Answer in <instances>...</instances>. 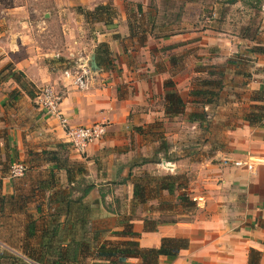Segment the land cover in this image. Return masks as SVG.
<instances>
[{"label": "crops", "instance_id": "1", "mask_svg": "<svg viewBox=\"0 0 264 264\" xmlns=\"http://www.w3.org/2000/svg\"><path fill=\"white\" fill-rule=\"evenodd\" d=\"M209 1H175V9L193 13L192 19L197 11L208 12L204 23H165L164 0H50L38 20L29 19L38 9L34 4L0 0V71L11 65L36 92L50 86L61 95L58 118L11 78L0 82V264H264V0ZM131 3L143 16L132 32ZM99 6L110 7V15L98 22L87 23L78 11ZM116 16L122 23H115ZM54 23L61 48L47 50ZM163 46L179 57L188 48L190 62L203 48L205 66L220 87L196 88L193 76L207 70L191 64V75L171 71L169 61L158 70L153 59ZM79 57L88 64L94 58L96 65L81 90L64 77L62 64ZM166 82L183 101L178 116L165 114ZM197 89L220 92L214 102H201ZM192 113L204 121H191ZM178 119L191 130L205 127L210 151L199 159L180 151L173 133L172 140L162 138L168 148L159 162L160 139L152 127ZM93 124H105L106 134L83 151L74 149L68 128ZM247 159L251 170L234 166ZM17 163L26 165L23 179L11 176ZM165 167L169 174L162 173ZM184 173L191 176L187 188L134 201L140 177ZM174 195L187 198L179 207L188 209L184 213L167 210ZM162 239L184 245L150 261L99 254L101 247L127 241L158 250Z\"/></svg>", "mask_w": 264, "mask_h": 264}, {"label": "rangeland", "instance_id": "2", "mask_svg": "<svg viewBox=\"0 0 264 264\" xmlns=\"http://www.w3.org/2000/svg\"><path fill=\"white\" fill-rule=\"evenodd\" d=\"M4 1H5V3H8V4H12L13 1L14 2L17 1V3H21L24 5L29 4V6H30V5L34 4L35 6H37L38 9L36 10V12H31V13L29 12V14H30L29 19L30 20L40 19L42 12H43V9H46V8L50 9L51 8L50 2H49L50 0H4ZM44 1H45V4H44ZM175 1L176 0H164V4H165L164 6L166 7V9L163 11V16H161V18L164 20L165 23H177V22L180 23V21H182L181 20L182 18H184V21L186 23H204V19L206 18L208 12L202 11L201 13H199V11H197L196 14L194 15L195 18L192 19L193 13H189V12H185V11L182 12V11L176 10L178 8V4ZM208 1L207 0H199V3H201L202 5H205V3H207ZM212 1L213 0L209 1V3ZM134 5H135L134 3H131L130 6L126 7L127 13L129 14V17H130L129 23L133 27H135L134 26L135 23H136V25H140V23H142V20H143V16L140 15L138 12L134 11V9H135ZM166 11H168V12H166ZM118 16H120V14H118ZM118 16L114 17L116 19L115 23H122L121 18H119ZM103 18H105L109 22H112L111 21L112 19L107 18L105 15ZM89 22L93 23V21H91V19H89ZM126 23H128L127 19H126ZM130 31L132 32V30H130ZM136 31L137 30L135 29L134 32L136 33ZM198 32H200V31H198ZM137 33L139 34V29H138ZM52 34H53L54 40L50 44L44 45V47H43L44 49L46 48L47 50H49V49L50 50H56V49L61 48V44H60V38L61 37H60V34L58 32V26L56 23H54L52 26ZM140 37H142V35H140ZM165 47L166 46L160 47L158 49L157 55L155 53V55L157 57L154 56V59H153V61H156V63H157V69L158 70H162L164 67V63L167 61H169L170 63L174 62L173 65H176V68H174V66L172 65L173 70H171V71H174V72L175 71L181 72L184 70V72H186L185 74L188 73L189 75H191L188 72L190 69V64H191V69H196V70L202 69L203 73L205 72L204 70H207L205 65H208V62H205L203 60V57H204L203 56L204 53L202 52L203 48H201V51L196 52L195 57L197 58V60L190 62L187 59L189 57L188 48H182L181 50H179L180 51L179 53H181L179 55H182L179 57L178 55H176V56L172 55L171 56V54L174 53L171 51V50H173V48L170 47V49L167 50ZM197 50H199V48H197ZM181 57H182V60H181ZM171 59H173V61ZM62 64H63V66H65V62H63ZM202 64H204V65H202ZM210 68H212V67H210ZM182 76H184V75H182ZM210 76H213L211 69L207 70L206 74L204 73V74H201V75L196 76V77L193 76L194 80L192 83L194 84V86H196V88L197 87L199 88L200 85L202 84V82L209 83L212 81L213 82L212 87L215 90L218 89L220 87V83H221L219 78L218 77H210ZM187 87H188V85H187ZM180 89L183 91L185 89V87H182ZM219 92H220V90H219ZM222 98H224V97L222 96ZM156 125L157 124H154L152 127V135H154L155 138L160 139V142H159L160 146L159 147L161 148V150H162L163 145H165V146L167 145V142L162 140V138L165 137L166 139L172 140V139H174V138H172L173 133H174V134L178 135L177 139H180V140H176V141H178L177 144L179 145L180 151H186V152L192 151V153H193L192 155H195V157H197L198 159L200 158V156H205V154H207V151H210V146H208V148H205V142H206L205 138H204L205 137V131H206L205 127L198 126L195 130H191L190 128L187 127V125L183 124L182 119L167 122L166 124L161 126V129L159 127H157ZM164 134L166 136H163ZM188 134H191L189 140L186 138L188 136ZM183 139H185V142L184 141L181 142ZM214 145L220 146V144H214ZM156 154H157V149L155 151V157L154 158L159 159L160 157L163 156V154H162L161 156L158 157V155H156ZM24 167H25V171L23 172V174L19 177H14V178H17V179L22 178L23 179V177L25 176L26 170H27L26 165H24ZM165 168L166 169L160 168L162 173H164L165 175L169 174L170 172H166V171H170V170H168L170 168H167V167H165ZM11 176H12V174H11ZM148 177L152 178L154 176L148 175ZM181 177H182L181 181H183L184 183H187L191 176L188 173H184L183 175H181ZM187 187H188V185H185V188H187ZM182 193H184V192H182ZM180 196L181 195H179V196L174 195V197L170 198L169 202L166 203V208H168L167 210H169L170 213H174V211H175V212H177V213L179 212V214H181V213H184L186 210H188V209L182 210L179 208V207H181V204H183V202L179 201ZM172 216H173V214H169V218H167V219L171 220ZM183 219L185 220L187 218L184 217Z\"/></svg>", "mask_w": 264, "mask_h": 264}, {"label": "trees", "instance_id": "3", "mask_svg": "<svg viewBox=\"0 0 264 264\" xmlns=\"http://www.w3.org/2000/svg\"><path fill=\"white\" fill-rule=\"evenodd\" d=\"M108 6H99L97 7L93 12L89 11H83L81 8L78 9L79 13L84 16V19L87 23H89V19L95 20L96 22L102 21L103 19L100 18L101 15L106 14L110 15ZM140 8L138 7V11ZM93 21V22H95ZM109 24V23H105ZM132 25L130 24V30ZM104 50L102 53L107 54L108 51L106 49L105 45L101 46ZM4 77L11 78L18 86L19 88L24 91L30 98H35V89L25 78L22 73L19 71H16L13 69L11 65H6L1 71H0V82L4 79ZM211 83H205L203 82L202 85H211ZM207 85V86H209ZM212 86V85H211ZM165 88H169L168 92L164 95V105L166 107L165 114L168 116H178L179 114L183 113L184 110V104L183 101L180 99L178 94L174 91V85L172 82H166L164 84ZM37 93V92H36ZM194 95L200 98L202 100L201 102H210L215 101L214 99L216 95H218V92H213L209 90H201L197 89L194 91ZM189 119L191 121H197L202 122L204 121V116L200 113H192L189 116ZM251 120L252 118H248ZM168 148L167 146L163 145L162 150L159 147L157 149V152L161 154V151H165V149ZM160 158L158 159V161ZM181 176L173 177V176H154V177H140L137 179L133 184V199L137 203H144L147 197L151 196L152 192H155V196H157L159 191H167L168 194L172 195L176 190L182 188L184 189V183ZM177 185V186H176ZM151 186H155V189H152ZM90 189V188H89ZM186 200L185 197L180 196V201L183 202ZM131 237H137L134 233H128ZM180 243H184L179 240L175 239H162L161 246L158 250H152V249H140L137 242L135 241H127L122 244L120 248H107V247H101L99 249V254L102 256H118L120 258H141L143 261H150L151 257L158 256V255H174L175 251L178 250V248L181 246ZM184 245V244H183ZM76 251V250H75ZM76 257V253H74V258ZM65 261V260H64ZM52 264H64L63 261H55ZM114 264V263H112Z\"/></svg>", "mask_w": 264, "mask_h": 264}, {"label": "built area", "instance_id": "4", "mask_svg": "<svg viewBox=\"0 0 264 264\" xmlns=\"http://www.w3.org/2000/svg\"><path fill=\"white\" fill-rule=\"evenodd\" d=\"M92 73L90 66L86 60L79 57L74 62H66L63 70V75L69 79L73 86L77 89H85L87 81ZM37 105L48 114L54 117H61L59 106L61 103V95L50 86H44L36 94ZM63 125L66 124L64 119H60ZM105 124H93L89 126L68 128L67 137L69 143L74 149L83 151L86 146L92 142L99 141L106 134ZM168 166V164H165ZM236 167H244L247 170L252 169L251 159L234 162ZM170 168V167H168ZM25 171V167L21 163L14 164L11 167V174L13 177H19ZM264 211V208H263Z\"/></svg>", "mask_w": 264, "mask_h": 264}, {"label": "water", "instance_id": "5", "mask_svg": "<svg viewBox=\"0 0 264 264\" xmlns=\"http://www.w3.org/2000/svg\"><path fill=\"white\" fill-rule=\"evenodd\" d=\"M89 66H90V69L92 71H95L96 65H95V62H94V58L91 59V63L89 64Z\"/></svg>", "mask_w": 264, "mask_h": 264}]
</instances>
